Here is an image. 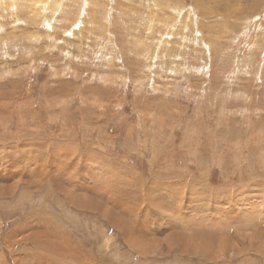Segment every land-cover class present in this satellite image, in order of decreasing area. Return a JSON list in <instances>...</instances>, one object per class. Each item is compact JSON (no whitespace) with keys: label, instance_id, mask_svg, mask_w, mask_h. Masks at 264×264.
<instances>
[{"label":"rangeland","instance_id":"rangeland-1","mask_svg":"<svg viewBox=\"0 0 264 264\" xmlns=\"http://www.w3.org/2000/svg\"><path fill=\"white\" fill-rule=\"evenodd\" d=\"M17 1L0 264H264V0Z\"/></svg>","mask_w":264,"mask_h":264},{"label":"bare ground","instance_id":"bare-ground-1","mask_svg":"<svg viewBox=\"0 0 264 264\" xmlns=\"http://www.w3.org/2000/svg\"><path fill=\"white\" fill-rule=\"evenodd\" d=\"M17 1V0H16ZM37 1V0H36ZM45 1V0H44ZM18 2V1H17ZM176 2V0H170L167 4H169L170 3V6L171 5H174L173 3H175ZM6 3V2H5ZM51 3V2H50ZM50 3L48 4L47 2H43L42 4H40V7H43L44 9H46V5L47 6H49L50 5ZM82 4H83V2H82ZM59 5V4H58ZM168 6V5H167ZM177 6V5H176ZM17 7V5H16V3L14 2H12V0H11V8L10 9H15ZM38 8H39V6H37ZM87 7V6H86ZM173 7V6H172ZM191 7V6H190ZM41 9V8H40ZM44 9H42V10H44ZM173 9H174V7H173ZM177 10H179V9H177ZM181 11V10H180ZM43 12V11H42ZM178 12V11H177ZM44 13V12H43ZM152 13V12H151ZM175 13V12H174ZM180 15H182V14H180ZM151 19V18H150ZM163 20V19H162ZM176 22V21H175ZM175 22H173V23H175ZM151 23V22H150ZM178 23V22H177ZM170 29H171V31H173V29H175V24H171L170 26ZM185 27H187V25H185ZM167 33H169V32H167ZM253 44V43H252ZM100 205V204H99ZM98 206V205H97ZM179 214V213H178ZM217 214V213H216ZM223 219V218H222ZM183 220V219H182ZM224 221V220H223ZM118 223V222H117ZM193 223V222H192ZM191 223V224H192ZM119 224V223H118ZM211 236V235H210ZM175 262V261H174Z\"/></svg>","mask_w":264,"mask_h":264}]
</instances>
